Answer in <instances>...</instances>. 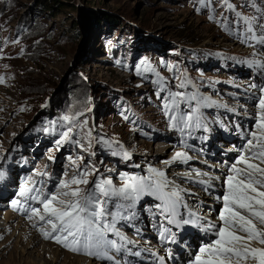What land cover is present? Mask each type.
I'll use <instances>...</instances> for the list:
<instances>
[{
    "label": "rangeland",
    "instance_id": "374dc122",
    "mask_svg": "<svg viewBox=\"0 0 264 264\" xmlns=\"http://www.w3.org/2000/svg\"><path fill=\"white\" fill-rule=\"evenodd\" d=\"M229 2L235 12L227 10L223 0H211L207 6L200 0H0V76L5 77V83L0 84V157L2 150L22 141L18 148L24 146L27 154L43 158L42 164L71 149L63 155L64 160L68 154L73 160L82 156L83 161H77L82 168L91 164L112 174L120 171L113 166L110 151H125L124 147L141 165L166 169L168 180L179 188L186 187L175 181L176 175L192 170L181 169V161L165 163L172 161L176 151H186L164 139L148 140L144 135L150 134L149 130L122 117L132 114L134 119L139 117V121L170 134L161 113L162 98L167 89L182 91L176 85L184 75L206 88L209 83L225 80L226 76L218 73L221 64L234 66L251 59L264 62V46L262 51L248 50L232 40L235 19L227 16L239 12L255 17L253 26H260L264 24V0ZM210 15L215 19L210 20ZM17 39L19 43L12 42ZM142 60L152 70L145 71ZM152 75L167 87L160 93L161 99L156 95L160 85L152 87L146 81ZM256 93L261 97L260 91ZM252 112L258 116L259 108ZM66 115L76 117L77 125L87 121L83 128L73 127L70 134L86 151L71 142H64L57 150L55 141L70 126L63 120ZM88 131L93 138L90 148ZM97 138L111 146L97 142ZM161 143L171 148H158ZM186 153L194 162L199 159ZM8 215L12 218L6 219ZM14 217L0 212V223L9 229L0 228V264L9 263L10 257L19 263L23 251L30 253L24 255L27 262L54 264L40 255L44 243L55 246L56 253L61 250L67 254L59 264H76L74 257L95 264L45 242L32 229L33 222ZM22 235L29 238L21 241ZM32 238L36 244L27 247Z\"/></svg>",
    "mask_w": 264,
    "mask_h": 264
},
{
    "label": "snow or ice",
    "instance_id": "6c2138e0",
    "mask_svg": "<svg viewBox=\"0 0 264 264\" xmlns=\"http://www.w3.org/2000/svg\"><path fill=\"white\" fill-rule=\"evenodd\" d=\"M210 2L211 0H200L202 6H207ZM223 5L227 10L235 12L229 0H223ZM236 18L246 26L245 32L251 34L246 36L245 43L251 40L264 45V33L257 36L253 29V24L256 23L255 17H244L236 12ZM209 19L214 20V15H210ZM260 27L264 29V24ZM224 28L226 31L229 30L227 25H224ZM12 42L19 43V40ZM4 43L7 44L8 41ZM244 63L264 74V62L261 60L251 59ZM140 64L145 65V71L152 70L147 65V61L142 60ZM137 68L139 70V65ZM176 79L180 78L176 77ZM4 83L5 77L0 76V84ZM155 83L160 85L156 95L158 99H161L160 93L166 91V86L161 79ZM189 85L194 89L196 87L185 77L176 87L187 89ZM251 87L255 88L257 85L253 84ZM259 91L262 95L258 100L259 114L255 118L256 131L249 133L250 138L247 139L246 145L238 150V157L229 165L230 174H225L224 183L227 187L222 198H218L222 199V209L218 217L221 222L219 227L210 222L205 226L201 223V217L193 211L188 212V218L181 215V206L188 207L182 196L185 190L168 180L164 171L149 167L148 175L121 173L119 178L122 186L117 188L111 178H97L90 181L88 177L98 173L99 169L91 164L81 169L77 161H83L82 156H78L76 160H73L71 156L68 158L72 164L76 165L77 171L71 178L59 180L55 191L45 192L35 184L28 187V182L21 185L19 196L22 199L11 201L13 210L26 215L29 221L35 219L37 222L32 226L37 228L45 239L53 240L66 250L110 261L112 264H121V261L116 259V255L125 250L126 245L131 241H128L127 237L121 233L117 224L121 220L127 221L133 218L135 212L132 210L137 203L143 197L150 196L159 201L155 208L165 216L168 225L176 228L191 225L203 231L215 229L216 239L199 247L198 251L192 254L193 258L189 264H248L249 261L253 264H264V87H260ZM193 102H195L194 106ZM209 103L215 102L200 94L198 90L185 92L167 89L166 96L162 98L163 115L167 118L170 129L179 133L184 147H190L186 141L194 131L199 129L208 131L200 109ZM181 104H184L186 108L182 109ZM124 119L128 120L129 117L125 116ZM63 120L70 126L67 131L61 132L60 139L55 141L57 150L64 142H71L79 145L82 151H86L80 140H73L70 134L73 132V127L83 128L87 121L77 125L74 123L76 117L67 115L63 117ZM86 138L90 148L93 139L91 131L86 133ZM97 142L111 146L106 140L101 141L97 138ZM116 154L113 152V155ZM123 158L131 159V153L123 151ZM49 159L53 158L49 157ZM189 159L186 152L176 151L172 161H165V163L187 162ZM40 175L44 176L47 173H40ZM64 175L67 176V173ZM195 175L199 177L207 173L197 171ZM3 176L4 173L0 172V179ZM188 177L191 179V174H188ZM90 183L92 187L87 190L81 187ZM199 183L207 184L208 181L200 180ZM109 203H112L114 211L110 210ZM34 204L41 207H35ZM110 234L117 239L109 238ZM175 236L171 228H164L161 232V239H168L172 243L176 242ZM253 244H259L260 247H254ZM130 254L140 256L139 251ZM124 264H130V262L125 261Z\"/></svg>",
    "mask_w": 264,
    "mask_h": 264
},
{
    "label": "bare ground",
    "instance_id": "6f19581e",
    "mask_svg": "<svg viewBox=\"0 0 264 264\" xmlns=\"http://www.w3.org/2000/svg\"><path fill=\"white\" fill-rule=\"evenodd\" d=\"M160 147V149H162V150H167V149H170L171 148V145H167V144H164V143H161V144H159L158 145V148ZM164 148V149H163ZM159 154L160 153H163V151H161V152H158ZM213 165V164H212ZM214 166V165H213ZM195 167H199V166H195ZM191 173V171L190 170H188V171H186V172H180V174H185V175H188V174H190ZM173 182V181H172ZM175 185H177V184H175ZM178 186V185H177ZM191 192H197V194L200 196L201 195V191L200 190H195V191H193V190H191ZM11 219L12 218V216L11 215H8V216H6V219ZM0 228H4V229H6V231H8L9 229H8V226H4V225H2L1 223H0ZM0 237H2V236H0ZM25 237H27L26 235H22L21 237H20V240L22 241ZM32 237V236H31ZM27 238H29V237H27ZM26 238V239H27ZM25 241V240H24ZM26 242V241H25ZM28 245H27V247H30V245H34V244H36V240L35 239H33L32 238V240H28ZM22 243V242H21ZM27 244V243H26ZM34 247V246H33ZM12 249V248H11ZM26 250V249H25ZM46 251L48 252V253H46ZM39 252H40V255H46L47 257H48V260H50V261H52V263H54V264H59L60 263V261H61V259H63L64 257H65V259L68 257L67 256V254H63V252H61V250H59V251H57L58 253H56V247L55 246H53V245H51V244H47V243H44L43 245H42V248L41 249H39ZM36 253V252H35ZM25 254H29L30 255V253L28 252V251H23V253L20 255V262L19 263H17L16 261H15V258L14 259H12L11 257H10V260H9V263H7V264H48V262H43V263H38V262H27V260L24 258V255ZM57 254V255H56ZM4 255V254H3ZM69 258H71V256H69ZM65 259H63V260H65ZM73 259V258H72ZM74 259L76 260V264H89V262H86V260H84V259H81V258H79V257H74ZM29 260V259H28ZM40 261V260H39ZM62 263V262H61ZM62 264H66L64 261H63V263Z\"/></svg>",
    "mask_w": 264,
    "mask_h": 264
}]
</instances>
